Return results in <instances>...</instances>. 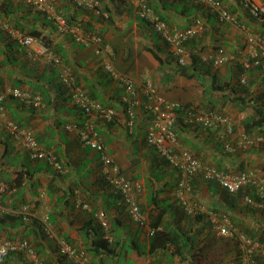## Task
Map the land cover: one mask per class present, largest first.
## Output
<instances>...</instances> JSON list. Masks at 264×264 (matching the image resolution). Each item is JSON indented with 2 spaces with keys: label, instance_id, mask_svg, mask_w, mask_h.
I'll list each match as a JSON object with an SVG mask.
<instances>
[{
  "label": "crops",
  "instance_id": "1",
  "mask_svg": "<svg viewBox=\"0 0 264 264\" xmlns=\"http://www.w3.org/2000/svg\"><path fill=\"white\" fill-rule=\"evenodd\" d=\"M49 1L61 13L73 11L68 0ZM147 1L174 28L184 29L200 22L197 33L186 45L189 64L187 72H192L190 52L198 53L199 57L209 56V59L202 60V71H198L194 77L181 73L183 67L167 51H157L154 45L156 42L151 36L152 28L138 15L136 3L132 0H103L101 13L80 5L77 8L79 13L76 21L83 19L85 22L82 26L80 23L75 25L77 32L100 35L103 45L110 49V55L98 54L97 45L93 42L86 45L73 39L71 33L59 32L55 22L46 13L34 9L24 0H0V94L5 97L3 101L8 114L22 124L33 127L43 145L56 146L53 149L61 151V155L69 160L72 167L68 177L57 178L50 166L52 171L39 169L38 164L29 159L10 134L0 131V180L8 176L7 171L25 167L34 174L20 188L6 191L0 205V215L20 212L27 206L28 218L37 217L44 223L46 214L53 210V201L46 195L51 179L67 193L73 187L75 191L69 203L60 205L62 210L57 214L58 225L55 229L74 246L85 248L88 239L85 238L82 227L91 219L97 223V212L107 210L111 221L116 222L111 234L117 239L120 253L114 258L105 256L104 264H190V253L198 251L199 247L207 243L208 238L200 241L194 248L183 249V254L189 258L181 260V256L172 254L175 245L163 247L162 239L166 235L164 232L159 233V237H150L145 228H140L132 220L120 201L115 202L120 204V208L115 209L112 202L114 198L108 200V191L96 179L95 160H90L94 154L85 151L87 146L80 141L77 130L67 129L68 124L84 122L85 115L60 84L57 78L58 68L51 61H46V57L36 54L38 46L22 45L16 37L18 30L27 33L37 30L41 43L45 44L46 41L47 44L58 46L64 60L90 96L103 105L114 106L116 115L113 121L106 122L96 116L92 117V121L116 164L141 185L137 198L148 220L150 215L166 209L167 218L176 212V221L182 210H185L184 205L173 202V197H169L170 191L160 193L159 200L162 202H150L152 190L157 191L165 184V187L177 185L181 180V172L170 164L165 165L156 150L147 143L146 129L152 117L143 107L134 109L135 116L130 122L125 105L120 100L124 89L103 69L102 61L106 58H110L119 71L131 75L139 83L145 78L151 79L159 92L170 101L189 103L199 111L219 110L232 117L234 135L231 151L224 149L227 137L223 127L211 128L203 124L187 126L184 132H179L181 149L193 152L205 164L218 166L226 172L253 170L264 174V143L249 147L237 144L245 132V118L251 111L235 109L224 102L225 91L210 87L213 80L224 84L226 80L238 77L234 69L237 70L240 62L248 60L251 51H254L247 42V37L252 33L264 36V19L252 16L241 5V0H222L236 18V23L220 22L216 11L199 0ZM4 5H7L6 10H3ZM219 47L225 49L229 59L225 64L214 67L210 57L216 54ZM151 49L158 52L162 62ZM32 54L37 57L34 58ZM248 81L252 82L250 91L261 95L264 92V67L251 72ZM13 88L29 93L31 100L14 95L11 93ZM36 97L39 98L38 101H35ZM97 154L99 153L95 150V155ZM155 174H158L159 179L154 177ZM243 190L230 193L215 181L205 180L199 173L192 178V192L189 196L199 206L197 211L202 212L206 219L212 221L211 214L214 213L215 220L224 225L223 216H226L235 228L245 231L253 238L262 239L264 212L261 207L244 203ZM85 202L90 204L89 209L82 207ZM180 224H185V218ZM215 229L217 232L216 227ZM12 232L13 236H19L23 233V227L14 228ZM4 237L6 232L1 235V238ZM45 243L46 260L50 262L59 255V245L50 237ZM230 247L232 246L220 248L217 245L218 258H224L222 264H233L231 258L235 252L229 251ZM39 257L41 262L45 258ZM13 264L37 263L27 257L25 261H14ZM62 264L74 263L67 257ZM200 264H208V259L201 260ZM215 264H219V259L216 258ZM257 264H264V257L258 259Z\"/></svg>",
  "mask_w": 264,
  "mask_h": 264
},
{
  "label": "built area",
  "instance_id": "2",
  "mask_svg": "<svg viewBox=\"0 0 264 264\" xmlns=\"http://www.w3.org/2000/svg\"><path fill=\"white\" fill-rule=\"evenodd\" d=\"M132 1L136 3L138 15L146 20L151 28L166 40L171 51L178 57V62L186 64L188 56L185 51V43L197 33L200 22L184 29L174 28L154 11L147 0ZM199 1L208 4L212 10L216 11L220 22H236L235 17L228 10L223 1ZM25 2L34 6L37 10L46 13L47 16L55 22L59 32L64 34L71 33L77 41L86 45L92 42L95 43L97 45L96 51L98 54H111L110 49L103 45V39L100 35L78 33L75 26L67 20L63 13L58 12L53 3L49 0H25ZM78 4L89 9L97 10L99 2L98 0H78ZM241 5L254 17L264 19V0H241ZM16 37L18 41L26 47L38 46L39 48L36 49V54L46 57V61L60 63L59 59L49 47L41 43L36 36L18 30L16 32ZM248 42L251 49L254 51H251L249 59L243 62L244 70H247L251 65L264 64V36L261 34H250L248 36ZM36 57L37 56L34 55V58ZM208 59L209 56H202V60L207 61ZM210 59L214 67H219L228 61L229 56L223 48H220ZM102 66L124 89V93L121 94L120 100L125 105L130 122L134 119V109L136 107H143L151 115L152 120L146 129V141L156 150L160 157L164 158L174 168L180 170L181 180L175 191V198L184 205L187 212L194 213L199 208L196 203L191 201L189 196L192 192V178L199 173L202 174L205 180L215 181L233 194L238 193L248 186L252 187L256 193H258L260 199L255 200L252 196L247 195L244 197V202L264 209L263 173L253 170L226 172L217 168L215 165L205 164L193 152L181 149L179 145L180 140L175 127L178 117L176 109L183 106L181 102L170 101L164 97L151 79L145 78L139 83L131 75L119 71L110 58L104 59L102 61ZM58 79L60 83L69 90L68 92H70L71 98L76 106L87 116L82 127L73 123L69 124L67 128L70 130L77 129L80 141L99 152L103 176L111 183L114 190L122 194V201L126 205L134 222L144 227L149 235H153L156 232V228H152L149 225L146 216L143 214L135 198L141 185L129 178L128 175L114 163V158L108 154L107 145L99 133L98 128L92 121V117L96 116L103 121L111 122L115 119L116 109L114 106L103 105L98 100L92 98L85 86L78 82L71 67L63 63H61L59 67ZM246 79L245 73L241 78V82L245 83ZM11 93L27 101L31 100V95L20 88H14L11 90ZM0 99H4L2 94H0ZM38 99L39 98L36 97L35 101H38ZM188 120L190 122L201 123L211 128L223 127L225 136L227 137L224 142V149L228 151L233 149L234 121L230 115L216 110L199 111L192 107L188 111ZM0 131L9 132L16 141V144L24 148L25 151H28L31 157L47 160L58 169L61 168V164L56 161L54 153L39 144L32 129L20 126L7 116L3 104H0ZM261 143H264V135L252 136L245 132L237 142V144H240L242 147H249L253 144ZM6 191V183L0 181V205ZM82 207L84 209H89L90 204L85 202L82 204ZM27 208L28 207L25 206L21 212L27 214ZM211 216V220L215 224L219 235L232 237L237 241L241 257L240 264H257L258 258L264 257V241L253 238L244 231L235 228L226 216H223L225 220L224 225L219 224V222L215 220L216 215L214 213H212ZM96 218L100 226L108 232L106 237H110L109 230L111 226L107 212L103 209L99 210L96 214ZM46 219L47 217L45 216L44 232L50 238L57 241L60 247V253L66 255L74 264H90L88 252L82 247L74 246L65 239L58 238L53 225L46 222ZM14 251H23L37 264H43L40 261L35 247L31 245L29 240L0 238V264H3L6 256Z\"/></svg>",
  "mask_w": 264,
  "mask_h": 264
},
{
  "label": "trees",
  "instance_id": "3",
  "mask_svg": "<svg viewBox=\"0 0 264 264\" xmlns=\"http://www.w3.org/2000/svg\"><path fill=\"white\" fill-rule=\"evenodd\" d=\"M11 1H13V0H11ZM98 1H99V4L97 6V10H95V11H97L98 13H101L102 12L101 4L103 3V0H98ZM67 2H69V5L73 6V7L70 6L73 8V11L62 12L64 14V16L67 18V20L71 24H73L74 26L75 25L77 26L78 23H80L81 26L85 25V22L83 19L76 21V16L79 13L78 9H77V8H79L78 0H68ZM67 2H65V3H67ZM6 8H7V5H4L3 10H6ZM34 9H36V8H34ZM161 18H163L166 21V19L163 16H161ZM29 33L31 35L36 36L37 38L40 37V34L37 32V30H32ZM90 34H95V33H90ZM151 36L154 38V41L156 42L154 45L158 49L157 51H160V52L167 51L166 53L169 56L171 55L173 57L172 59L176 60L177 64L179 66H181L180 62H178V57L172 53V51L170 50V46L168 45L166 40L160 34H158L153 28L151 30ZM74 38L75 37H73V39ZM44 43H45V45H47L49 47V49L54 53V55L60 61V63L52 62V64L58 68V74H59V67H60L61 63H63L64 65H67V66H69V65H68V63H66L63 56L61 55V52H60L61 50L59 49L58 46L56 47L55 45L47 44L46 41ZM187 44L188 43H186V45ZM168 49H169V51H168ZM151 51H152V49H151ZM152 52L154 53L156 58L158 60H160V62L163 61V59L159 56L158 52H155V51H152ZM190 58H191L190 68H191L192 72H187L189 69V67H188L189 64H187L185 66H182L183 69L181 70V73L185 74L188 77H194L198 71H202V69H201L202 59H201V57H199V54L195 53V52H190ZM263 67H264V64H260V65H254V66L248 68V70H244L243 62L241 61L239 68H237V70L234 69L235 74L238 75V77L236 79L231 78L229 80H226L224 82V84H220V82L213 80L211 83V86H210L213 90L216 89L219 91H225L223 93L224 102H227L228 104L233 106L235 109H237L239 111H251L250 114L248 116H246L245 121H244V125H243L244 130L247 134L250 133L252 135H264V92L261 95H259V94H255L254 92L250 91L249 86L252 85V82L248 81L249 75L251 72H253L255 69H262ZM243 73L247 74V82L246 83L241 82V76L243 75ZM61 85H63V84H61ZM66 90H67V92L69 91L67 88H66ZM68 95H69V97H71L70 92H68ZM19 98H21V97H19ZM3 100L4 99H2V100L0 99V104L4 105L5 110H6V114L8 117H10L8 114V108H7V106ZM182 105L183 106H180L176 109L177 113H178V117L176 120L175 127H176V132H177L178 137H180L179 132H181V131L184 132L187 126L201 124V123H197V122H190L188 120V111L192 108L191 104L183 103ZM211 110H214V109H211ZM216 111H219V110H216ZM81 112H82V114H84V112L82 110H81ZM85 117H87V116L85 115ZM10 118L12 120H14L16 123H18L20 126L32 129L37 140H38V142H39V144L42 145L43 147H45L47 150H50L51 152L54 153V155L56 156V161L61 164V168L58 169L54 164L49 163V161H47V160L35 159L29 155L28 151L24 150L27 153L29 159L31 161L36 162V164H38L39 169L42 168V169H46L48 171H52L51 170V168H52L53 169L52 173L57 178L61 179L63 177H68V173L72 167H71L69 160L68 159L66 160V157H64V155H61V153H60L61 151L59 152V150L57 148L53 149L56 146H53V145L45 146V145H43V143L41 142L40 138L36 134L33 127L28 126V125H24L20 121H17L12 117H10ZM84 123H85V121L84 122H77L74 124H78L80 127H82L84 125ZM71 124H73V123H71ZM68 125H67V127H68ZM68 130H70V129H68ZM73 130H77V129H73ZM2 132H6V131H2ZM6 133L10 134L9 132H6ZM10 136L13 138V136L11 134H10ZM78 137H79V134H78ZM104 142H105V140H104ZM105 144H106V142H105ZM85 146H87V148L85 149L86 152H88L90 154H94L90 160L91 161L95 160V162H94L95 168L94 169H96V173H97L96 179H97L99 185H101V187L105 191H108L107 192L108 198H109L108 200H110L111 198H114V200L112 202L115 206V209L120 208V204L115 203V202L120 201L122 207H124L128 211L126 205L122 201V197H123L122 194L119 193L118 191L114 190L111 183L108 182L102 174V164H101V161L99 158L100 154L95 155L96 149L91 148L88 145H85ZM107 152H108V146H107ZM160 158H161V161L165 165H169V163L164 158H162V157H160ZM114 163L116 164L115 160H114ZM216 167L221 169L218 166H216ZM221 170L225 171L224 169H221ZM7 172H8V176H5V177H3V179L0 180V181H4L6 183L7 191H9V189L20 188L21 186L24 185L25 180L27 178H32L34 176V174L30 173V169L27 167H25L23 169L12 170V171H7ZM154 177L159 179L158 174H155ZM129 178H131V177H129ZM178 184L177 185L175 184V185L169 186V187H165L166 186V184H165L161 189H157V191L152 190V193L150 195V202H162L159 200L160 199L159 198L160 193L162 191H166V192L170 191L169 197H173V199H174L173 202H178L179 205L182 206V203L178 199L175 198V191L179 186ZM220 187L225 189L222 186H220ZM46 189H47L46 195L48 196V198L51 201H53L52 202L53 203V205H52L53 210L46 214V217H47L46 222H49L53 225L54 231H55L56 236L58 238H62V239H65L68 241L67 237H65L64 235H61L59 231L58 232L56 231L55 227L58 225L56 218H57V214L58 213L60 214V212L62 210V207L60 205L69 203V200L73 196L75 189L73 187H70L71 192L67 193L66 190H64L62 187L58 186L55 183V181H53V178L49 182ZM243 189H244L243 190L244 191V197L249 195V196H252L255 200L260 199L258 193H256V191L252 187L248 186V187L243 188ZM225 190H227V189H225ZM137 197H138V195H136L135 198H136V201L138 202V204L140 206V203H139V200ZM243 200H244V198H243ZM36 202H38V200ZM245 204H247V203H245ZM247 205H249V204H247ZM140 208H141V206H140ZM141 210H142V208H141ZM262 210L264 212L263 208H262ZM167 211L168 210H166V209H161L157 214L150 215L149 220L147 217H146V219L152 228H156V232L153 235H149V236L150 237H153V236L159 237L160 236L159 233L164 232V234H166V235H165L164 239H162V245H163V247H168V245L169 246L175 245L173 248V251H172L173 255L177 254V255L182 257L181 260H187L189 258V256L183 254V249H186L188 247H189V249L194 248L196 246V244H198L200 241L202 242V241H204L203 239L208 238L207 243L205 245H203L202 247H199L198 251L190 253V257L192 260V262L190 264H200V261L202 259H208V257H209L208 255H210V254H211L212 258H210V260L208 261V264H215L216 258L219 259V264H222L224 261L223 260L224 258L223 257L218 258L219 251H218V249L214 248L215 244L218 242H219V244L227 243L229 246H232V247H230L231 249H228L231 252L232 251L235 252L231 258V261L233 262V264H240L241 263L240 251L238 249V243L235 240V238H232V237L223 238V236L218 235L216 232V229L214 227L213 222L210 221L209 219H206V217L204 216V214L202 212L196 211L194 213L188 214L186 212V210L183 209L180 217L177 218L176 221H174V219H175L174 215L176 214V212L172 213V215H170L169 218H167V213H168ZM142 212L144 214L143 210H142ZM128 213H129V211H128ZM108 216H109V214H108ZM115 218H117V217H115ZM184 218H185V224L181 225L180 221ZM109 220H110V226H111L110 230H109V236L111 238L106 237L108 232L105 231L100 226L98 221H96L97 223H94L93 220L91 219V220H89L88 224H85L82 227L85 238L88 239L87 240L88 245H86L84 249L89 254L90 264H104V257L105 256H111V258H114L115 256L119 255V253H120V251L118 250L119 244L117 243V239H114L112 234H111L112 227L114 225H116V222L113 223V221H111L110 216H109ZM21 227H23V233L19 236H13L12 230L14 228H21ZM139 227L144 229V227H141V226H139ZM158 228H160V229H158ZM159 230H161V231L159 232ZM5 232H6V237H4V238L29 240L31 245L35 247L38 255H40L41 257H43V256L45 257L44 260H42L43 264H62L67 259L66 255L59 253V255L56 256L55 258H52L50 262L48 260H46L47 252H46V243L45 242L48 240L49 236L47 234H45V232H44V223L37 217L32 216L31 218H28V215L22 213L21 211L20 212L19 211L14 212V214L7 213V212L2 213V215H0V238H1V235H3ZM16 234H17V232L14 233V235H16ZM147 234H148V232H147ZM248 235H250V234H248ZM260 240L264 241V238H262V239L260 238ZM206 249H209L208 252H206ZM59 251H60V247H59ZM187 251L190 252V250H188V249H187ZM27 257L28 256L23 251L10 252L6 256L3 264H13L14 261H16V262L25 261L27 259ZM194 258H196L197 260L199 259V261H195ZM214 258H215V260H214ZM258 259H260V258H258Z\"/></svg>",
  "mask_w": 264,
  "mask_h": 264
},
{
  "label": "clouds",
  "instance_id": "4",
  "mask_svg": "<svg viewBox=\"0 0 264 264\" xmlns=\"http://www.w3.org/2000/svg\"><path fill=\"white\" fill-rule=\"evenodd\" d=\"M222 1V0H221ZM227 7V6H226ZM228 8V7H227ZM228 10H229V8H228ZM230 11V10H229ZM248 11V10H247ZM250 13V12H249ZM251 14V13H250ZM233 15V14H232ZM234 16V15H233ZM253 16V15H252ZM256 18V17H255ZM236 19V18H235ZM260 19V18H259ZM236 22H237V20H236ZM235 22V23H236ZM231 23H234V22H231ZM252 34H255V33H252ZM256 34H259V33H256ZM250 35V34H249ZM248 35V36H249ZM262 35V34H261ZM263 36V35H262ZM191 39V38H190ZM189 39V40H190ZM189 40L186 42V43H188L189 42ZM247 42H248V37H247ZM186 43H185V51H186ZM249 43V42H248ZM250 45V44H249ZM220 48H223V47H219L217 50H216V52L220 49ZM224 49V48H223ZM171 50V49H170ZM225 50V49H224ZM226 52V51H225ZM173 53V52H172ZM174 54V53H173ZM187 54V53H186ZM188 56V55H187ZM201 59H202V57H201ZM246 61V60H245ZM188 62V61H187ZM242 62H244V61H242ZM181 64V63H180ZM188 63H186V64H181V66H185V65H187ZM211 64H212V62H211ZM225 64V63H224ZM223 65V64H222ZM252 66H254V65H251L250 67H252ZM249 67V68H250ZM248 70V69H247ZM243 74H245V73H243ZM76 75V74H75ZM243 76V75H242ZM242 76H241V78H242ZM77 77V76H76ZM246 77H247V74H246ZM60 82V81H59ZM79 82V81H78ZM246 82H247V79H246ZM245 82V83H246ZM222 112V111H221ZM227 114V113H226ZM229 115V114H228ZM246 133V132H245ZM253 136V135H252ZM250 205V204H249ZM251 206H253V205H251ZM246 233V232H245ZM247 234V233H246ZM228 237V236H227ZM239 249V248H238ZM258 262V261H257Z\"/></svg>",
  "mask_w": 264,
  "mask_h": 264
},
{
  "label": "rangeland",
  "instance_id": "5",
  "mask_svg": "<svg viewBox=\"0 0 264 264\" xmlns=\"http://www.w3.org/2000/svg\"><path fill=\"white\" fill-rule=\"evenodd\" d=\"M219 235V234H218ZM216 246L214 247V248H216V249H219V248H217V245L218 246H220V248H225V247H229V245L227 244V243H225V244H215ZM225 246V247H224ZM209 257H208V261H209V259H210V257H211V255H208ZM212 258V257H211ZM203 260V259H202ZM214 260H215V258H214Z\"/></svg>",
  "mask_w": 264,
  "mask_h": 264
}]
</instances>
